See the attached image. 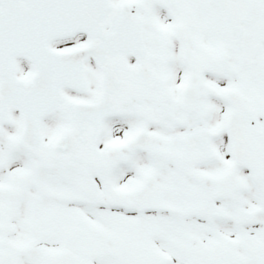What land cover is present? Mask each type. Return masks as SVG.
<instances>
[{
  "label": "snow or ice",
  "instance_id": "6c2138e0",
  "mask_svg": "<svg viewBox=\"0 0 264 264\" xmlns=\"http://www.w3.org/2000/svg\"><path fill=\"white\" fill-rule=\"evenodd\" d=\"M0 264H264V0H0Z\"/></svg>",
  "mask_w": 264,
  "mask_h": 264
}]
</instances>
